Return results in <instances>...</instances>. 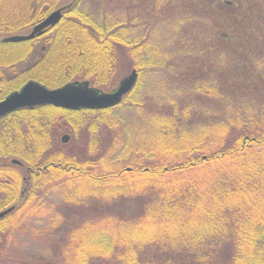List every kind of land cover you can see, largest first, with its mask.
<instances>
[{
    "label": "trees",
    "instance_id": "16d2710c",
    "mask_svg": "<svg viewBox=\"0 0 264 264\" xmlns=\"http://www.w3.org/2000/svg\"><path fill=\"white\" fill-rule=\"evenodd\" d=\"M47 1L39 5L37 0H32V13L20 15L16 22L7 18L0 25V100L29 80L38 81L48 88H58L70 81L85 78L94 87L110 88L118 49L122 46L137 60L134 68L140 75L138 83L123 102L131 101L132 106L140 108L142 104L136 95L145 71H156L158 65H162L154 62L157 50L145 43L144 48L143 43L136 44L127 34L129 26L122 20L112 23L106 17L102 22L95 21L86 10H81L82 0ZM164 1L166 5L163 7L170 13L186 10V5H190L186 0ZM218 2L217 5L223 8L224 5ZM247 3L250 4V0H240V4ZM230 4L229 11L242 10L237 4ZM210 5L213 3L210 2ZM55 8L64 9L62 19L47 30L45 44L41 47L38 38L23 42L2 40L4 35L41 22ZM202 8V13H210L208 19L213 28L215 22L214 30L217 32L213 36L217 46L214 55L223 61L219 71L224 72V76L215 82L216 87L211 90L201 85L202 99L204 103L208 102L199 106L200 111L193 114L195 121L190 122L192 115L188 111L180 116L177 112L179 109L175 107L168 116L158 118L160 138L158 143L156 141L159 144L157 153L153 147L142 149L147 156L150 152L154 154V162L135 169L131 167L132 170L128 168L130 171L115 168L111 162L112 155H108L107 150L110 141L98 146L97 142L92 143L85 154L79 152L73 156L63 150L62 146L67 145L60 142V127L81 133L95 130L91 139L95 138L99 128L109 124L107 115L120 109L123 103L107 109L80 111L44 105L21 109L0 119V162L12 157L19 158L32 170L26 183L21 166L9 162L0 165V209L16 205L11 213L0 219V264H4L9 256L4 253L2 245L8 226L6 220L37 215L41 210L43 213L46 207L54 208L57 204L48 199L47 193L55 188H65V185L72 189L74 196L65 191L64 204L72 206L74 203L83 209L85 206L91 208V204L88 205L91 199L108 196L107 193L113 196L109 197L111 200L114 197L116 200L124 198L125 193L121 188L138 180L146 191L142 195L134 193L140 195L135 209H95L90 217L104 220L102 224H77L65 231H62L61 225L58 226L55 229L58 235L44 241V254L51 257L49 260L63 258L61 264H264V166L257 170L254 166V171L248 169L245 177L238 171L241 165L247 166L244 163L249 153L264 148V52H260L262 57L258 58L261 62L256 64V59L252 57L255 56L253 51H258L255 49L257 35L238 34L235 36L237 39L231 36L233 25L239 27L244 24L242 15L239 18L234 13L225 18L221 13V22L216 24V13H211L206 2L203 6L197 4L198 12ZM10 18H16L15 13ZM134 19L137 22L136 16ZM188 20L189 17L186 18ZM175 27L178 28L177 23ZM197 35L205 40L202 32ZM198 36L187 35L193 48ZM187 37L181 39L178 36L176 41L184 44ZM234 41L240 44L230 46ZM248 43L255 50L253 47L248 50ZM39 50L43 55L46 52V55L53 57L36 55ZM93 51H97L95 55L101 53V57L94 59L91 55ZM199 51L198 56L206 55L205 49ZM170 62H165V65L174 63ZM24 66L27 68L24 69ZM40 67V74H29L19 86H11L10 82L23 78L22 72L36 71ZM202 106L207 108L206 113L201 110ZM49 108L57 110L46 111ZM60 111L66 115L60 114ZM74 113L78 116H74ZM192 123L202 126L197 133L190 134ZM117 124L114 121L110 127ZM183 125L189 126L184 128ZM208 125L219 127L216 134L215 128L210 130ZM211 132L213 138L209 135ZM35 137L36 142L33 141ZM40 143L42 149L37 150L35 145ZM200 150L202 152L196 155ZM225 159L236 167L230 171L231 178L224 177L216 187L214 185L215 189L209 195L197 190L191 184V179L185 176L187 172L206 167L205 164L219 163ZM242 194H249L247 202L238 200ZM229 198L233 199V203L225 201ZM212 202L216 210L212 209ZM148 218L151 220L148 221ZM190 219L197 223L190 225ZM170 221L176 224L177 229L165 234ZM205 221L210 224L209 228L198 226ZM11 225L16 226L15 223ZM6 263L9 264V261Z\"/></svg>",
    "mask_w": 264,
    "mask_h": 264
},
{
    "label": "rangeland",
    "instance_id": "374dc122",
    "mask_svg": "<svg viewBox=\"0 0 264 264\" xmlns=\"http://www.w3.org/2000/svg\"><path fill=\"white\" fill-rule=\"evenodd\" d=\"M42 1L46 2L47 0H37L36 3L41 5ZM186 1L190 4L186 5V10H177L170 13L168 10H165V7H163L166 5L164 0H82V4L80 6L81 10H86L92 19L98 23L104 21L106 17L112 23L118 20L124 21V23L129 26L127 32L128 36L136 41V44L138 42L141 44L143 43V48L146 46L145 44H147L152 47L154 51L157 50L154 62H158L162 65H158V68L155 67L156 71L151 69L145 71L144 79L141 81V83H139L141 88L136 95L140 101V104H142L140 108L137 106H132L131 101L125 103L123 102L125 97L130 93L129 92L124 96L121 102L123 105L120 107V109L110 112L107 115L109 124L100 127L99 131L94 135L95 138L92 137L91 139V135H93L95 130H91L89 134L87 132H78V130L73 131L67 127L63 128V126L60 127V142L63 143V145H67L62 146L63 150L73 156L79 152L85 154L86 151H89V147L92 143L97 142L98 146L101 144H107L110 141L108 144L109 148L107 150L108 155H112L111 162L115 168H130V170H132L131 167L135 169V167L155 161V158H153L154 154L152 152H150L147 156L145 152L142 151V149H144L143 147H147L146 149H151L153 147V151H155V154L157 153L159 147V144L157 143L160 138L158 118H161L162 116H168L170 113L169 111H173L172 108L175 107L179 109L177 112L180 116L182 112L188 111L189 114L192 115L189 117L190 122L195 121L193 120V114L196 111H200L199 106H204V104L208 102L207 101L204 103V94L202 92L201 85L207 86L209 90H211L212 88L216 87L215 82L224 76V72L220 73L219 71V69L222 67L223 61L218 56L214 55V52L216 51L215 46H217L216 42H214L215 37L213 36L216 31L214 30L216 28L215 22L213 28L211 26L210 20L208 19L210 13H202L204 12L203 8L198 12L197 4H200L201 6H203L205 2L208 4V9L212 11L211 13H216V24L221 22V13H224L225 18H227L229 14H232L233 16L234 13H237L239 18L242 15L241 17L245 18V20H242L244 24H241L239 27L233 25L231 28V31H233L231 36L237 39L235 36H238V34L241 35L245 33H253L254 35H257V39H255L257 40L255 49L258 51H253L255 56L252 57V59H256V64L261 62L258 56H260V52H264V0H250V4L247 3L245 5L240 4V0ZM218 1L224 5V9L222 7L221 9L220 6L217 5L219 3ZM30 2L32 3V0H2L0 2V25H2L5 22L4 20L7 18L8 20L12 19L14 22H16L20 18V15H25V13L28 12L32 13L33 10L31 11ZM47 2L55 3V0H48ZM210 2H212L213 5H210ZM230 2L237 4V6H240L239 9L242 10H239L238 12L229 11L228 6ZM54 10H56V8ZM13 13H15L16 18H10L13 16ZM135 16L137 22H134ZM188 17L189 20L186 21V18ZM176 23L178 28L175 27ZM32 27L19 30L16 33L4 35L3 38L15 34L30 33ZM220 30H222V27ZM201 32L203 33L205 40H201L197 35V33L201 34ZM189 33L191 36L196 34V36H198L197 38H199L193 42L194 48L189 42V37H187ZM45 34L46 32L43 35L38 36V39L34 38L39 40L40 47L45 44L44 42L47 38V35ZM208 34H211V36H208ZM178 36L181 37V39L187 37V40L184 41L186 44H183L182 41H176ZM218 38L219 37L217 35V40H219ZM234 42L229 45L231 46L234 44H240ZM227 45L228 44L226 42V46ZM202 46L206 47L202 48ZM171 47L172 49H170ZM195 47L197 48L195 49ZM251 48L255 50L254 46L248 43L247 49L250 50ZM200 49H205L206 55L204 57L198 56ZM96 52L97 51H93L91 55L94 59H99L101 57V53L95 55ZM37 54L40 56H48L46 55V52L43 55L41 51H37L36 55ZM164 54L167 56H164ZM168 55L171 58H169ZM52 57L53 56H48L46 58ZM136 61L137 60L133 58L130 52L127 51V48L120 46L117 54L116 70L114 75L111 76V87L100 89L106 92L115 89L118 86L120 80L127 74L131 73V71L134 69V63H136ZM170 61H174V63L165 65V62L171 63ZM41 67L36 71L31 70L28 72H22L21 74L23 78H17L13 81V83L10 82L11 86H19L24 80H26L28 77L27 75L29 74H40ZM261 67L262 66H260V68ZM25 68L27 67L24 66V69ZM226 68H229V66ZM138 78L140 79V75ZM79 80L82 81L86 79L80 78ZM51 82L53 81L51 80ZM137 83L138 82H136V84ZM203 106L201 110L203 113H206L207 108L205 109ZM213 106H215V104ZM55 110L57 109L49 108L46 111L56 112ZM254 112L258 111L255 110ZM59 113L66 115L63 113V111H60ZM262 114L264 115V112ZM73 115L78 116L76 113ZM202 120L204 121V116ZM114 121L118 122L117 126L110 127ZM183 126L184 128H187L189 125ZM208 126L210 130L215 128V126ZM201 127L202 126L200 124H193L189 127V129H192L189 130L190 134L197 133ZM218 129L219 127L216 126L214 129L215 134ZM73 132L76 135H74ZM64 134H69L71 136L69 141L66 142L69 144H65V142L62 141V136ZM212 134L213 132L209 133L210 137L213 138ZM191 137L192 135L189 138ZM35 139L36 137L33 139L34 142H36ZM37 140L40 141V137H38ZM40 146L41 143L35 145L37 150L42 149ZM201 152L202 150L198 151L196 155H199ZM201 157H203V154H201ZM217 162L218 161L215 163H210L209 165L205 164L206 167L202 169H194L191 173L187 172L185 176L191 179V184H193L197 190L209 195L224 177H229V179L231 178L230 171L236 167L234 163L228 161L227 159L220 161L219 163ZM244 164L247 166L241 165V169L238 170L241 171L240 174L244 175V177V173L249 172L248 169L254 171L255 169L257 170L260 167H263L264 148L256 152L249 153L245 157ZM254 166L255 169L253 168ZM64 187L65 188H55L53 192L47 193L48 199L51 202L57 204L54 208L46 207L43 213L41 210L37 215H23L17 218L11 217V219L9 218L6 220L5 224L8 226L6 228L7 230L2 245L5 249L4 253L6 252L9 256L5 262L3 261L4 264H7L6 261H9V264H24L26 262L29 264H61L63 258L58 260H49L51 257L44 254L46 253V250L44 249L46 243L44 241L46 239L48 240V238H53L58 235V233L55 232V229H57L58 226L61 225L63 227L62 231H65L66 228H73L77 224H102L104 220L93 219L90 217V213L93 210L103 209L104 211V209L107 208V211H109L110 209L114 208L116 210L124 209L131 211L135 209V206L138 205L139 196L144 194L146 191V188L142 187L140 180L133 183H128L121 188V190L124 191L123 193H125L123 194L124 198L119 197V200H116L115 197L113 198L117 205H115L113 200L109 198H112L113 196H109V193H107L108 196L101 195L91 199L88 203V205L91 204V208H87V206H85L83 208L84 213H82L83 209H81V207L75 206L74 203L72 206H66L64 204L66 201L65 197L67 196L65 191L71 192L72 196H74V191L72 189L66 187L65 185ZM96 188L100 189L99 186H96ZM104 190L105 189H103L102 192H104ZM108 191L109 190L106 188V192ZM130 191L132 192L130 193ZM262 191L264 192V186L262 187ZM134 193L140 195H134ZM97 194L101 193L98 192ZM248 197L249 194H242L238 200L240 201L244 199V202H247ZM213 199L215 201L216 196H214ZM225 201L230 204L233 203L232 198H229ZM212 209L216 210V205L214 202H212ZM22 213L23 212H21L20 215H22ZM147 220L149 221L151 219L148 218ZM188 222L190 225L197 223L191 219ZM12 223H15L16 226L12 227ZM175 225L176 224H173L171 221L170 223L168 222V228L165 231V234H171V229H177ZM209 225L210 224L205 221L203 224L199 223L198 226H205V228H209ZM52 256H55V254H52ZM56 257H58V255H56Z\"/></svg>",
    "mask_w": 264,
    "mask_h": 264
},
{
    "label": "water",
    "instance_id": "95a60500",
    "mask_svg": "<svg viewBox=\"0 0 264 264\" xmlns=\"http://www.w3.org/2000/svg\"><path fill=\"white\" fill-rule=\"evenodd\" d=\"M64 9L59 8L47 15L41 22L35 24L30 33L15 34L3 38L4 42H21L43 35L49 28L56 26L62 19ZM138 70L123 77L118 86L106 92L91 86L89 80H75L58 88H48L35 80H29L21 89L8 94L0 100V118L21 108H33L37 105H53L70 110L107 109L120 104L126 94L132 91L137 80ZM69 134L62 136L63 142H68ZM13 163L21 164L18 159ZM16 205L0 211V219L12 212Z\"/></svg>",
    "mask_w": 264,
    "mask_h": 264
},
{
    "label": "flooded vegetation",
    "instance_id": "af4514ba",
    "mask_svg": "<svg viewBox=\"0 0 264 264\" xmlns=\"http://www.w3.org/2000/svg\"><path fill=\"white\" fill-rule=\"evenodd\" d=\"M34 26V25H33ZM33 28V27H32ZM37 38V37H36ZM28 81H26L24 84H26ZM23 84V85H24ZM22 85V86H23ZM22 86H20L19 88H18V90L19 89H21L22 88ZM5 98V97H4ZM4 98H2V99H4ZM1 99V100H2ZM38 106H44V105H37V106H34L33 108H28V107H26V108H21V109H34L35 107H38ZM56 107V106H55ZM59 108H61V107H59ZM21 109H18V110H16V111H19V110H21ZM16 111H14V112H16ZM11 113H13V112H11ZM11 113H9V114H11ZM9 114H7V115H9ZM6 115V116H7ZM5 117V116H4ZM1 118H3V117H1ZM0 118V119H1ZM70 138H71V136H70ZM13 159H15V158H10V159H7V160H5V161H1L0 162V165H2V166H4L7 162H9V163H11V164H14V165H18V166H21L24 170V181L27 183L28 182V179L30 178V175L29 174H31L32 173V170H31V168L30 167H28L27 165H25V163L21 160V159H19V158H16V159H18L20 162H21V164H16V163H13L12 162V160ZM24 190H26V189H24ZM11 206V205H10ZM10 206H6V207H4V208H1L0 209V211H3V210H5V209H7V208H9ZM2 219V218H1Z\"/></svg>",
    "mask_w": 264,
    "mask_h": 264
}]
</instances>
